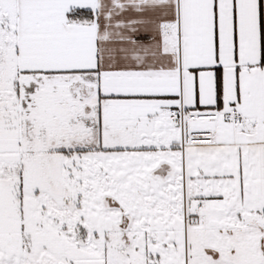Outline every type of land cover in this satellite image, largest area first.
<instances>
[{
	"label": "snow or ice",
	"instance_id": "1",
	"mask_svg": "<svg viewBox=\"0 0 264 264\" xmlns=\"http://www.w3.org/2000/svg\"><path fill=\"white\" fill-rule=\"evenodd\" d=\"M0 264H264V0H0Z\"/></svg>",
	"mask_w": 264,
	"mask_h": 264
}]
</instances>
